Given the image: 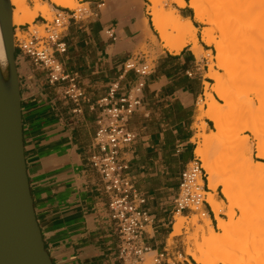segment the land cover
I'll list each match as a JSON object with an SVG mask.
<instances>
[{"label": "crops", "instance_id": "crops-1", "mask_svg": "<svg viewBox=\"0 0 264 264\" xmlns=\"http://www.w3.org/2000/svg\"><path fill=\"white\" fill-rule=\"evenodd\" d=\"M76 1L90 12L83 20H71L63 34L67 53L58 57L78 77L84 91L80 103L66 95L68 83L51 84L47 73L16 49L25 156L46 248L54 264H124L119 229L110 215L111 196L91 157L97 152L95 136L103 112L99 101L116 81L119 96L132 90L138 76L124 74V64L135 58L151 62L153 72L144 79L141 107L126 123L136 140L122 150L121 158L152 218L142 240L154 253L168 251L177 264H199L188 256L185 237L172 234L178 216L174 200L185 169L197 159L199 126L206 124L207 134L211 130L209 119L200 121V105L214 80L205 57L211 50L199 35L201 56L193 43L179 53L162 49L147 27L144 0ZM48 4L53 11H76L51 0ZM184 14L192 20L188 10ZM35 22L42 26L45 19L40 15ZM30 29L20 30L28 34ZM110 29L115 38L108 35ZM208 193L221 202L219 189ZM208 207L217 231L219 221ZM182 216L191 219L187 212ZM220 218L227 220L225 214ZM177 254L183 255L181 261Z\"/></svg>", "mask_w": 264, "mask_h": 264}, {"label": "bare ground", "instance_id": "bare-ground-1", "mask_svg": "<svg viewBox=\"0 0 264 264\" xmlns=\"http://www.w3.org/2000/svg\"><path fill=\"white\" fill-rule=\"evenodd\" d=\"M35 4L34 11L27 12V0H0V91L11 109L16 108L17 95L14 84L13 73L9 63L8 48L14 42L11 33V28L15 25L31 24L41 14H46L49 5H43L41 0H31ZM59 6L74 8L76 0H51ZM151 2V15L153 26L159 33V36L164 43V47L171 52H181L188 44H194V51L197 56L203 55V49L198 45L197 30L191 19H185L176 12H166L163 8V0H149ZM181 7H185L183 0H178ZM191 7L195 9L196 18L200 21L207 20L212 23L224 35L229 43H231L230 52L225 49L221 43H217L211 35V31H205L203 40L208 45H215L217 55L214 57L220 68L227 72L236 68L238 75L234 78L239 80H261L264 81V66L254 61V55L251 48L243 44V40L237 39L241 33L243 22L250 29H258L264 32V0H192ZM162 8V9H161ZM243 20V21H242ZM147 24V21H146ZM245 26V27H246ZM16 40V39H15ZM231 58L232 62L229 61ZM233 70V69H232ZM231 70V71H232ZM230 71V72H231ZM211 78L216 81L212 87V91L218 95L224 102L219 105L215 95L212 92H207L205 104L207 110L202 113L200 118H207L215 125L216 132L214 134H205L202 141L196 148V154L203 163V168L208 175V187L211 191H217L220 186H223L222 193L230 203L225 207L223 202L216 199V195L207 194V200L211 204L219 221L218 228L221 233H218L211 226V219L206 220L209 228L210 237H206L203 233L204 242L197 250H189L188 254L194 258L199 264H218L217 261L207 260L203 255V246L212 245L220 246L226 242L231 234L233 227L236 225L235 208L239 206L238 198L235 195L232 183L236 180L234 171L239 170L242 166H252L246 175L264 176V163H255L252 160H238L231 164L230 171L223 178L220 176L219 169L209 161L208 148L212 144H224L227 138V123L225 117L237 109L243 116H253L264 107V103L255 99L247 100L242 103L239 108L231 107L229 94L226 90V84L230 80L227 75H222L215 71L212 67ZM206 124H203L205 127ZM241 131L250 132L260 141L263 138V132L254 123H246L242 126ZM196 141V140H194ZM193 141V142H194ZM249 140L247 139V142ZM195 143V142H194ZM259 157L264 159V146L258 144ZM225 214L229 217L228 220L221 219L220 215ZM186 217L182 215L177 219L174 225L173 236L182 234L185 225Z\"/></svg>", "mask_w": 264, "mask_h": 264}, {"label": "built area", "instance_id": "built-area-1", "mask_svg": "<svg viewBox=\"0 0 264 264\" xmlns=\"http://www.w3.org/2000/svg\"><path fill=\"white\" fill-rule=\"evenodd\" d=\"M88 7L81 6L73 13L63 10L55 12L51 21L45 19L43 30H29L28 34L15 35V47L33 64L44 70L51 84L68 83L66 95L76 102L84 98V91L78 77L68 73L58 55L67 53V44L63 34L71 20H83L89 13ZM108 35L115 38L114 30ZM134 72L138 76L137 84L130 92L118 95L120 82L112 84L106 97L99 101L103 109L98 120L95 136L97 152L91 157V164L96 168L105 183V190L111 196L110 215L117 224L120 234L119 257L124 264H177V260L168 251L152 252L143 242L145 227L152 218L144 209L146 198L135 188L127 174L128 164L122 160L121 152L133 144L136 135L126 123L142 105L141 94L145 88L144 79L153 72L151 62L129 59L124 64V74ZM208 175L202 161L197 158L190 162L182 175L179 193L174 200L176 214L189 213L198 216L202 222L211 219L207 194ZM190 219L189 217H186ZM212 222V221H211ZM181 261L182 254H177Z\"/></svg>", "mask_w": 264, "mask_h": 264}, {"label": "rangeland", "instance_id": "rangeland-1", "mask_svg": "<svg viewBox=\"0 0 264 264\" xmlns=\"http://www.w3.org/2000/svg\"><path fill=\"white\" fill-rule=\"evenodd\" d=\"M48 1L49 0H41V3L43 5H49ZM177 1L178 0H163V9L169 13L176 12L182 17L185 15V10H188L192 15V20L196 29H198L197 34L200 36L201 41L205 43L203 35L206 30H209L211 31V36L216 39V42L221 43L225 49L230 52L231 43H229L227 38L222 35L216 26L209 23L207 20L200 21L196 18L195 9L191 7L192 0H183L185 2V7H181ZM144 2L148 18L147 27L151 30V37L162 49H167L164 47V43L162 42L159 33L153 26L150 9L152 4L149 0H144ZM74 5V8L72 7L71 9L75 10L80 8L77 2ZM26 6V13H30L35 9V4L31 0H27ZM49 9L50 11L46 14L41 13L40 15L44 19L51 21L56 11H53L50 5ZM35 21L31 24L13 26L14 41L16 39V33L21 37L20 29L26 26H31V31L43 30L35 26ZM241 26L242 30L237 39L243 40V44L251 48L255 57L254 61L264 66V32L259 31L258 29H250L243 22L241 23ZM207 46L211 51L205 54V57L209 59L210 68L213 67L215 71L229 77L234 74L226 84V90L230 98L229 108H239L242 106L243 102L252 99L264 103V81H247L234 78L238 75V72L236 71L237 69L232 67L233 70L230 69L227 72L225 69L220 68L216 59H214L217 55L216 46L208 44ZM229 61L232 62L231 58ZM215 84L216 81L213 80V85L209 87L208 92H212L215 95L218 104L222 105L224 104L223 100L212 91V87ZM205 102L206 100L200 105L201 116L208 108ZM204 119L207 118H201L200 121L203 122ZM225 121L227 123V138L225 139V143L212 144L208 148V157L209 161L219 169L221 178L227 175V173H232L234 171L233 174H235L236 180L232 183V186L239 204V206L235 208V221H237V223L233 227L231 234L225 243L220 246L204 245L203 255L205 259L217 261L218 264H264V176L246 175L248 170L252 167L248 164L247 166H242L239 170L237 168V170L230 171L231 164L238 160H244L245 162H247V160H252L255 163H264V159L258 155V144L264 146V107L253 116H243L237 112V109H235V111H231L225 117ZM246 123L257 124L261 129V132H263V138H261L260 141L250 132L241 131L242 126ZM210 128L211 130L209 134H214L216 128L212 121L210 123ZM206 130L207 128L206 126L203 127V124L199 126L200 132L195 139L197 147L201 143L203 135L207 134ZM247 139L249 140L248 142ZM197 158L199 157L197 156ZM222 189L223 186H220L219 198L221 202L225 204V207H227L230 203L222 193ZM180 216L181 215L176 216V221ZM225 217L227 220L229 219L228 216L225 215ZM206 223L205 220L202 222L198 216H194L191 219L186 218L183 232L178 236L185 237L184 247L187 250V254L189 250L194 251L197 250L199 246H202L205 238L203 236L204 232H206L204 234L206 237L211 236ZM217 232L221 233V230L218 228ZM188 256L190 255L188 254Z\"/></svg>", "mask_w": 264, "mask_h": 264}, {"label": "water", "instance_id": "water-1", "mask_svg": "<svg viewBox=\"0 0 264 264\" xmlns=\"http://www.w3.org/2000/svg\"><path fill=\"white\" fill-rule=\"evenodd\" d=\"M14 40V30L11 28ZM16 87L13 110L0 91V264H54L37 220L25 156L15 41L8 48Z\"/></svg>", "mask_w": 264, "mask_h": 264}]
</instances>
